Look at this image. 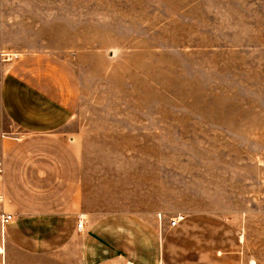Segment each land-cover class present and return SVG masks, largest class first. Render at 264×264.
<instances>
[{
	"label": "rangeland",
	"instance_id": "rangeland-1",
	"mask_svg": "<svg viewBox=\"0 0 264 264\" xmlns=\"http://www.w3.org/2000/svg\"><path fill=\"white\" fill-rule=\"evenodd\" d=\"M32 56L74 77L84 206L127 254L264 264V0H0V82Z\"/></svg>",
	"mask_w": 264,
	"mask_h": 264
},
{
	"label": "crops",
	"instance_id": "crops-1",
	"mask_svg": "<svg viewBox=\"0 0 264 264\" xmlns=\"http://www.w3.org/2000/svg\"><path fill=\"white\" fill-rule=\"evenodd\" d=\"M47 61L11 63L0 82V264H145L109 237L102 211L84 206L70 131L79 89ZM2 214L12 218L2 224Z\"/></svg>",
	"mask_w": 264,
	"mask_h": 264
},
{
	"label": "built area",
	"instance_id": "built-area-1",
	"mask_svg": "<svg viewBox=\"0 0 264 264\" xmlns=\"http://www.w3.org/2000/svg\"><path fill=\"white\" fill-rule=\"evenodd\" d=\"M1 199V198H0ZM12 218L11 214H2L1 215V223L5 224L6 222H8L10 219ZM183 219V217H177L174 218V220H172L171 225L172 226H176L181 220ZM83 226V222L79 221L78 223V228L80 229Z\"/></svg>",
	"mask_w": 264,
	"mask_h": 264
}]
</instances>
